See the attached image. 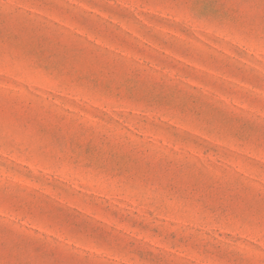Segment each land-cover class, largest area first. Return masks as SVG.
<instances>
[{
    "label": "rangeland",
    "instance_id": "obj_1",
    "mask_svg": "<svg viewBox=\"0 0 264 264\" xmlns=\"http://www.w3.org/2000/svg\"><path fill=\"white\" fill-rule=\"evenodd\" d=\"M0 264H264V0H0Z\"/></svg>",
    "mask_w": 264,
    "mask_h": 264
}]
</instances>
